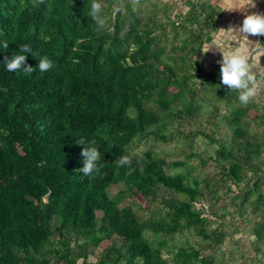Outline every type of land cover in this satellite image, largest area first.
<instances>
[{"label":"trees","instance_id":"16d2710c","mask_svg":"<svg viewBox=\"0 0 264 264\" xmlns=\"http://www.w3.org/2000/svg\"><path fill=\"white\" fill-rule=\"evenodd\" d=\"M98 2L103 30L91 0H0V264H264V90L243 105L201 60L224 11ZM21 44L54 67L7 71Z\"/></svg>","mask_w":264,"mask_h":264},{"label":"clouds","instance_id":"9594fccd","mask_svg":"<svg viewBox=\"0 0 264 264\" xmlns=\"http://www.w3.org/2000/svg\"><path fill=\"white\" fill-rule=\"evenodd\" d=\"M40 3L43 0H39ZM133 5L139 4L140 0H130ZM210 3L219 8L220 11L227 12H239L243 15L244 19L242 23L229 29L233 30L234 41L238 43V47L225 50L218 40H213L210 44L205 46L204 53L215 49L220 51L222 58L217 61L220 65V83L223 86L231 89V92H238V100L241 104L247 105L253 98H255L260 90L261 83L264 80L258 81L257 72L254 62L250 63L249 48L245 45L255 46L259 41H252L249 37L264 36V13L258 11H250L257 7V0H210ZM125 8L123 3H114L112 6L111 14L116 16L118 13H123ZM87 16L95 21L97 30H103L107 28V19L103 14V6L98 0H91L90 8L87 10ZM255 46L253 48H255ZM9 43L5 41L3 43V49L7 51ZM22 53H31L35 58L39 60L36 68L26 64L27 55ZM4 64L6 70L9 72H18L23 69L25 75H31L38 68L41 73L47 72L54 67L53 62L46 56L41 57L37 53L32 51V48L27 44H21L19 46V52L14 53L12 58L4 57ZM259 75L264 77V67H259ZM107 139V137H105ZM77 145H82V151L80 153L82 157V167L78 170L86 177L93 178L94 174H99L102 164L101 154L98 148L95 146V141H91L89 144L81 137L75 139ZM131 158L129 155H124L119 158L120 166H130Z\"/></svg>","mask_w":264,"mask_h":264},{"label":"crops","instance_id":"0c3cea01","mask_svg":"<svg viewBox=\"0 0 264 264\" xmlns=\"http://www.w3.org/2000/svg\"><path fill=\"white\" fill-rule=\"evenodd\" d=\"M250 11H258L264 13V0H257V7L255 9H250ZM244 17L239 12H227L224 11V15L222 17V23L219 32L217 33L215 40H218L220 44L223 46L225 50H231L238 47V43L234 41L233 30L229 29L230 27H234L242 23ZM262 36L257 37H249L252 41H259L257 45L253 43L252 46L245 45L249 48L251 63L254 62L256 67V72L259 74V67H264V46H261L260 40ZM255 46V48H253ZM211 51V56L216 59L220 51L215 49ZM260 80H264V77L261 76ZM263 90H264V83H261Z\"/></svg>","mask_w":264,"mask_h":264},{"label":"rangeland","instance_id":"374dc122","mask_svg":"<svg viewBox=\"0 0 264 264\" xmlns=\"http://www.w3.org/2000/svg\"><path fill=\"white\" fill-rule=\"evenodd\" d=\"M171 1L177 4L176 12L180 13V12H185L187 10L186 5H185V1L186 0H171ZM212 50H214V49H212ZM212 50L208 51L207 53H204L201 56V60L205 61L204 65L207 68L209 66V63L213 61V58L211 56V51ZM216 58H222V54H219V56H217ZM177 141H179V140L176 139V140H173L172 142L161 144L158 147V150L160 151L161 154H165L166 153L165 155L180 151L181 148L183 147V145L180 142H177ZM203 146H205V145L203 144L202 141H200V149L201 150H203L205 148ZM140 149L141 150L145 149V143H142ZM117 191H118V188H115V189L112 190V193H116ZM203 204H205V203H203ZM205 206L208 208L207 204H205ZM239 238L241 240H245V235H243V236H241Z\"/></svg>","mask_w":264,"mask_h":264},{"label":"water","instance_id":"95a60500","mask_svg":"<svg viewBox=\"0 0 264 264\" xmlns=\"http://www.w3.org/2000/svg\"><path fill=\"white\" fill-rule=\"evenodd\" d=\"M198 205L204 209L205 216H208L209 211H208V208L205 206V204L199 203Z\"/></svg>","mask_w":264,"mask_h":264}]
</instances>
